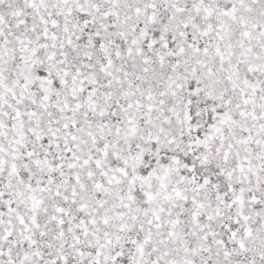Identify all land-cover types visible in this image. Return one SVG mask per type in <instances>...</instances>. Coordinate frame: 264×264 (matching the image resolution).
<instances>
[{
	"label": "snow or ice",
	"instance_id": "6c2138e0",
	"mask_svg": "<svg viewBox=\"0 0 264 264\" xmlns=\"http://www.w3.org/2000/svg\"><path fill=\"white\" fill-rule=\"evenodd\" d=\"M0 264H264V0H0Z\"/></svg>",
	"mask_w": 264,
	"mask_h": 264
}]
</instances>
